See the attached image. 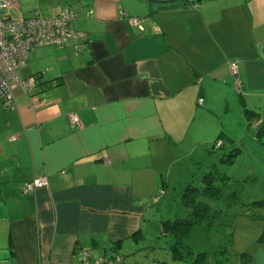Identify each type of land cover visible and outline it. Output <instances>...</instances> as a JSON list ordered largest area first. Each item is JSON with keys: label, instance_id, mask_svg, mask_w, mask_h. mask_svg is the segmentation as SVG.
Listing matches in <instances>:
<instances>
[{"label": "crops", "instance_id": "1", "mask_svg": "<svg viewBox=\"0 0 264 264\" xmlns=\"http://www.w3.org/2000/svg\"><path fill=\"white\" fill-rule=\"evenodd\" d=\"M64 7L83 35L36 47L18 69L33 87L0 100V264H81L84 250L142 264L169 190L199 174L180 152L198 142L199 106L216 87L264 85V0H19L9 15ZM34 179L47 185L26 192ZM256 242L249 264H264Z\"/></svg>", "mask_w": 264, "mask_h": 264}, {"label": "rangeland", "instance_id": "2", "mask_svg": "<svg viewBox=\"0 0 264 264\" xmlns=\"http://www.w3.org/2000/svg\"><path fill=\"white\" fill-rule=\"evenodd\" d=\"M259 52L264 59V44L261 45ZM252 54L258 55V51L257 53L252 51ZM259 81L261 80L242 84L243 88L238 90H235L233 83H229L226 86L227 95L225 91L223 95L222 87H216L220 93L212 92L208 97L210 102H205L203 107L199 106V110L204 114L194 117V123L201 126V133L199 129L197 133L198 142L193 145L192 142L185 141L180 148V152L188 154L189 159L190 157L199 161L201 159L199 162L201 169L206 173L213 172L217 178V186L222 187L223 182H229V186L221 188L220 199H206L211 207L216 209L217 206L223 207L225 197L230 192L237 193L238 201L229 208V212L235 216L232 217L233 242L231 244L227 242L226 230L229 229L223 226L208 229L204 221L187 229L182 239V246L176 248V252L180 249L182 257L174 259L172 252L174 240L171 233L163 234L161 230L154 229L150 230L148 235V238L153 240L154 250L142 264H216L217 262L239 264L242 254H251L253 250L251 245L258 240L264 227L262 219L264 207L253 203L264 201V125L255 127L253 122L255 118L264 120V85ZM247 119L251 121L249 128ZM216 130L226 136L225 138L233 139L230 150V153L233 152L232 162L220 163V156L223 158L222 150L209 147V153H205L204 149L209 145L210 136ZM230 153L229 150L225 152L226 156ZM179 165L180 162H177L172 167L173 178L180 175ZM177 186L174 187L175 189H170V195L167 194L165 197V213L169 214L162 220L167 217L169 220H174L184 216L183 211L179 209L181 194ZM154 256L157 259L156 257L154 259Z\"/></svg>", "mask_w": 264, "mask_h": 264}, {"label": "built area", "instance_id": "3", "mask_svg": "<svg viewBox=\"0 0 264 264\" xmlns=\"http://www.w3.org/2000/svg\"><path fill=\"white\" fill-rule=\"evenodd\" d=\"M18 3L19 0H0V100L3 102L12 101L11 83H18L25 91L33 87L34 80L22 81L18 77V69L26 63L31 51L40 46H63L76 36L83 35L73 28L76 13L68 7L57 14H43L35 10L20 19L11 18L9 10ZM128 21L132 25H140L141 22L136 17H128ZM230 70L237 75L234 63H231ZM67 118L72 126L79 125L75 114H69ZM45 185L46 179H34L25 184V191L31 192ZM81 256V264H122L118 256L93 260L86 250L81 251Z\"/></svg>", "mask_w": 264, "mask_h": 264}, {"label": "trees", "instance_id": "4", "mask_svg": "<svg viewBox=\"0 0 264 264\" xmlns=\"http://www.w3.org/2000/svg\"><path fill=\"white\" fill-rule=\"evenodd\" d=\"M34 80V78H31ZM35 82V80H34ZM248 112V111H247ZM255 127H261L264 125V120L262 118H255L253 120ZM251 121L247 119V127L249 128ZM220 141V142H219ZM216 142V143H215ZM212 149L222 150L223 158L220 156V163L232 162L233 152L230 153L233 139L224 138L220 135L215 140ZM228 142H231L228 144ZM218 145V146H217ZM227 145V146H226ZM229 150V155L226 156L225 152ZM225 154V155H224ZM201 166V165H200ZM199 166V167H200ZM200 175L194 176L189 180L183 189L181 201L179 203V209L184 213V216L174 218V220H169L162 222L163 229L162 232H169L173 236L172 252L174 259L177 257H182L181 251L179 249L176 252L177 246H182V239L186 235V231L189 227L201 224L206 221L207 227H224L229 229L227 231V242L230 244L233 242V222L232 217H235L234 214L229 212V208L233 206L238 201V195L235 192H230L225 198V203L223 207H211L206 199L218 200L221 198V188L229 186V182H223L222 187L217 186V178L213 175V172H205L204 169L200 167ZM260 207H264V201L253 202ZM252 203V205H253ZM244 213V212H243ZM264 220V216L262 218ZM219 230V229H218ZM225 231V232H226ZM256 244H261L264 247V227L261 230V234L256 242ZM250 254H242L240 257V264H249L250 263ZM216 264H219L218 262Z\"/></svg>", "mask_w": 264, "mask_h": 264}]
</instances>
